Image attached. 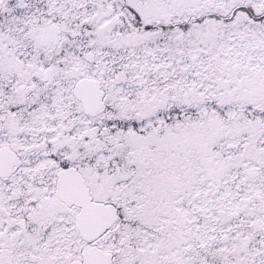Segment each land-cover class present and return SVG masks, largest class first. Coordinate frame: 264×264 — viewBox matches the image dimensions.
<instances>
[{
  "label": "snow or ice",
  "instance_id": "snow-or-ice-1",
  "mask_svg": "<svg viewBox=\"0 0 264 264\" xmlns=\"http://www.w3.org/2000/svg\"><path fill=\"white\" fill-rule=\"evenodd\" d=\"M0 264H264V0H0Z\"/></svg>",
  "mask_w": 264,
  "mask_h": 264
}]
</instances>
